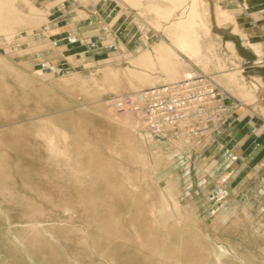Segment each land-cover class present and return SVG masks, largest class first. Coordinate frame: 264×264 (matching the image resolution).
Here are the masks:
<instances>
[{
	"label": "rangeland",
	"instance_id": "obj_1",
	"mask_svg": "<svg viewBox=\"0 0 264 264\" xmlns=\"http://www.w3.org/2000/svg\"><path fill=\"white\" fill-rule=\"evenodd\" d=\"M75 7L94 22L73 26ZM141 46L153 67L137 62ZM188 71L222 91L219 125L239 121L230 138L149 137L179 160L169 169L160 152L152 173L145 127L107 101ZM199 144L188 183L182 163ZM263 187L264 0H0V264H211L214 246L223 264H264Z\"/></svg>",
	"mask_w": 264,
	"mask_h": 264
},
{
	"label": "built area",
	"instance_id": "obj_2",
	"mask_svg": "<svg viewBox=\"0 0 264 264\" xmlns=\"http://www.w3.org/2000/svg\"><path fill=\"white\" fill-rule=\"evenodd\" d=\"M115 114L137 116L146 131L175 137H202L226 118L229 104L222 91L203 73L185 74L180 80L118 94L107 101Z\"/></svg>",
	"mask_w": 264,
	"mask_h": 264
},
{
	"label": "crops",
	"instance_id": "obj_3",
	"mask_svg": "<svg viewBox=\"0 0 264 264\" xmlns=\"http://www.w3.org/2000/svg\"><path fill=\"white\" fill-rule=\"evenodd\" d=\"M64 1L57 7V9L58 8H62V6H64ZM75 6V5H74ZM74 10H76V15L72 18V19H70V20H72L71 22H73L72 24H73V26H77V24L80 22V20H83L84 19V22L82 23V24H86V22H88V24H92L94 21H93V17L92 16H90L89 18H85L86 17V15L89 13L88 11L89 10H91L90 8H87L86 10L85 9H83V8H79V7H75L74 8ZM59 13V12H58ZM57 12H56V14L55 15H57L58 14ZM83 14L85 15V16H83ZM90 14V13H89ZM88 14V15H89ZM94 20H96V17L94 16ZM67 20V19H66ZM53 21L55 22H53L52 24L54 25V27L56 26V27H58L59 26V24H58V21H60V19H58V18H56L55 20H54V18H53ZM66 22H68V21H66ZM100 28L99 29H97L98 30V33H106L107 32V30H106V26H107V24L106 23H102V22H100L99 23V25H98ZM118 26V25H117ZM85 27H87V26H85ZM88 28V27H87ZM82 28H80L79 30H81ZM49 30V29H48ZM79 30L78 29H72L71 31H68V32H70L69 34V37L68 38H63L64 36H63V32L62 33H59L60 31H55L53 34H55V36H57V37H53V39H54V43H51L52 44V46L53 47H56L57 49L59 48V47H61L60 46V44H62V43H64L65 41H72V42H74V41H76V35H75V33H78L79 32ZM86 30V28H83V31H85ZM46 31H47V29H46ZM89 34L90 32H89V30H87L85 33H83L84 35H86V34ZM49 38V37H48ZM49 39H51V38H49ZM109 43H115L116 42V37H115V35H114V37H110L109 38ZM121 43V42H120ZM74 45H76V42H75V44ZM121 115V114H120ZM119 114H115L114 113V115H113V117L115 118V119H117L119 122H121V123H123L124 125H126L127 127H134V128H137V126L139 125V122H138V120H136V119H126L125 117L123 118V117H121ZM134 121V122H133ZM238 119H235V115H231V117L230 118H228L226 121H224L221 125H219V126H217L216 127V129H213V130H211V132H209L206 136H207V138L206 139H208V138H210V136L211 137H214V135H216V134H218V132H220V134H222L224 131H227L226 132V137H231V135H232V133L235 131V129H233L234 127H236V124L238 123ZM139 128V127H138ZM232 129H233V131H232ZM138 131L140 132V129H138ZM137 132V131H136ZM135 131L133 132L137 137H138V133H136ZM206 144V143H205ZM151 145V144H150ZM157 143H153L152 144V146H153V148H157ZM149 151V150H148ZM152 160V159H151ZM148 162V167H149V169L151 170V172L153 173V172H155V171H157V169H158V165H157V163H156V161L154 162L153 160L152 161H149V160H147ZM177 165V163H174L173 165H172V167H169V169L170 168H174L176 165ZM189 164V163H188ZM187 164V166H186V164H184L183 165V168H184V170H185V178H184V181L186 182H190L191 181V170H189L188 169V165ZM167 165V164H166ZM169 165H167V167H168ZM188 170V171H187ZM70 176L74 179V181L76 182V184H78L79 186H78V188H81L82 187V185H83V182H82V176L80 175V173L77 171H75V172H70ZM173 186H174V189L176 190V186H177V184L176 183H174L173 184ZM180 186V185H179ZM166 189H168V187L166 188Z\"/></svg>",
	"mask_w": 264,
	"mask_h": 264
},
{
	"label": "bare ground",
	"instance_id": "obj_4",
	"mask_svg": "<svg viewBox=\"0 0 264 264\" xmlns=\"http://www.w3.org/2000/svg\"><path fill=\"white\" fill-rule=\"evenodd\" d=\"M192 5V4H191ZM118 7L120 8L119 10H121V6L120 5H118ZM191 8V7H190ZM142 18V17H141ZM142 23V22H141ZM178 23H180V22H178ZM140 24H138V26H139ZM178 25V24H177ZM182 25V24H181ZM181 27H184V26H181ZM140 28H141V26H140ZM142 29V28H141ZM183 29V28H182ZM177 47H179L180 48V50H182V51H184V52H186L190 57H196V55H197V49L192 45V43H189L188 41H186L183 37H181V36H179L178 38H177ZM160 44V43H159ZM155 49V48H154ZM154 51V50H153ZM152 51L150 50V49H148V48H143L142 49V46L141 47H139L138 49H137V57H136V60H137V62L138 63H144L146 66L148 65V66H151V67H153V65L155 64V62L153 61V57H152V55H154V54H152L151 53ZM157 58L160 60V64L162 65V66H167V64L169 63V62H166L167 60H164V58H162V57H160V54L159 55H157ZM133 60H135V59H133ZM166 68H168L169 69V71H173L172 70V68H169V67H166ZM187 73H189V74H192V73H197L196 71H188V72H186L185 74H187ZM184 74V75H185ZM183 75V76H184ZM182 76V77H183ZM181 79V78H180ZM180 79H177V80H174V81H169V82H165V83H171V82H175V81H178V80H180ZM164 84V83H163ZM155 86H158V85H155ZM152 87H154V86H152ZM142 90V89H141ZM141 90H138V91H141ZM132 92V91H131ZM244 92V94H243V96L244 97H247L248 95H249V93L248 92H245V91H243ZM146 136H147V138H148V143H150L149 144V147L147 148V150H149V151H147V152H149V155H150V160L149 161H152L151 159H153V161L155 162V159H156V157L157 156H155V155H160V152L162 153V152H164V154L162 155L163 156V158L165 159L164 161H165V163L167 164V165H169V166H172L174 163H177V164H179L177 161H179L178 159H174V160H172L171 158L173 157H169L170 158V160L167 158V156L168 155H166L165 154V151H163V147H160L159 148V145H157V148H153V146H152V142H151V140L152 139H150L149 137H152V136H154V135H152V134H150V133H146ZM158 136V135H157ZM156 137V136H155ZM180 137H183V136H180ZM203 145V144H202ZM201 144H199V146H196V145H194L191 149H189V154H188V158L182 163L183 165L184 164H186V166H187V164H188V162L189 163H191L192 162V159L194 158V156L195 155H197L198 154V152H199V149L201 148V146H202ZM168 148V147H167ZM159 150V151H158ZM170 150V149H169ZM167 151V150H166ZM174 152V151H173ZM166 157V158H165ZM186 173V172H185ZM264 188V187H263ZM188 192V191H187ZM186 193V192H185ZM191 196V194L189 193V197ZM186 200V199H185ZM262 201V200H261ZM194 203V202H193ZM260 204V203H259ZM192 205V204H191ZM257 212V211H256ZM189 214V213H188ZM187 214V215H188ZM185 215V214H184ZM196 215V214H195ZM191 216V215H190ZM186 217V216H185ZM184 217V218H185ZM196 217V216H195ZM193 218H194V216H193ZM194 220V219H193ZM184 222H186V221H184ZM195 222V221H194ZM193 222V223H194ZM190 224V223H189ZM194 224H196V222L194 223ZM185 225H187V224H185ZM198 227V226H197ZM253 227V226H252ZM189 229V228H188ZM185 230V229H184ZM194 230V229H193ZM253 230V234H255L256 233V231H257V229H252ZM194 233V232H193ZM203 233V232H202ZM195 236V235H194ZM202 236V235H201ZM207 238V237H206ZM253 238L256 240V238H257V236L256 235H253ZM255 246V245H254ZM264 249V248H263ZM172 250H175V253L176 254H178V256H180L181 254H182V247L180 246V244H176V245H174V246H172ZM210 257H211V259H210V261H211V264H223V261L225 260V258H224V256L226 255V249L223 247V246H218V247H211L210 248ZM176 257V256H175ZM248 263V262H247ZM176 264H183L182 262H180V261H178V262H176ZM187 264V263H186Z\"/></svg>",
	"mask_w": 264,
	"mask_h": 264
}]
</instances>
